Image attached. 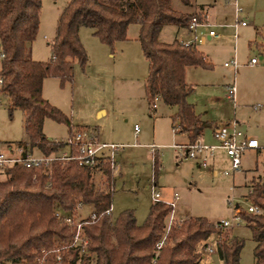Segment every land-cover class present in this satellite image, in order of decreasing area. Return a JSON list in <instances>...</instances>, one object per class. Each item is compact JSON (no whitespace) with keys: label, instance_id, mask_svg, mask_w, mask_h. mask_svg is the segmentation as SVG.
I'll return each instance as SVG.
<instances>
[{"label":"trees","instance_id":"16d2710c","mask_svg":"<svg viewBox=\"0 0 264 264\" xmlns=\"http://www.w3.org/2000/svg\"><path fill=\"white\" fill-rule=\"evenodd\" d=\"M179 2L183 7L192 4ZM40 7L41 0H0V94L9 114L16 108L22 111L27 139L17 144H27L42 155L64 148L45 136V118L64 123L68 135L79 127L42 96L44 78L55 76L64 85L73 81L74 61L85 69L88 57L79 37L81 27L91 28L102 44L113 47L127 38L130 24L139 26L137 40L148 63L144 80L148 105L157 97L175 107L172 130L187 134L189 143L198 141L204 122L187 100L192 86L185 80V69L211 68V62L194 43L161 42L158 35L166 24L188 28L193 16L201 20L202 11L175 9L171 0H69L57 19L51 58L42 62L30 56ZM117 161L113 167L103 158L94 165L71 161L0 167V264H197L212 233L217 235L216 252L223 264H240L242 239L204 217L188 216L167 229L171 207L161 200L152 201L142 224H137L131 209L116 217L107 215ZM246 187L247 200L260 212L239 215L255 243L253 264H264V177L252 178ZM79 202L95 214L80 219L86 240L83 252L70 245L75 228L60 223L54 214L56 209L71 212Z\"/></svg>","mask_w":264,"mask_h":264},{"label":"rangeland","instance_id":"374dc122","mask_svg":"<svg viewBox=\"0 0 264 264\" xmlns=\"http://www.w3.org/2000/svg\"><path fill=\"white\" fill-rule=\"evenodd\" d=\"M68 1L41 0L39 27L30 48L32 59L50 60V42L55 35L57 19ZM232 1H236L241 9L238 18ZM171 3L173 8L186 11L203 5L208 12L207 21L195 29L180 27L177 31L173 24L164 25L159 40L171 42L176 37L190 38L211 62V68L190 66L185 72V79L192 86L187 100L195 104L198 112L205 111L204 105L218 106L217 101L210 103L209 93L235 85L236 107L241 102L248 107L246 119L261 134L260 137L252 136L259 142L260 149L248 153L244 169L232 175L225 174L223 170L229 162L221 158L213 166L217 169L213 174L212 167L198 166L196 160L181 155L175 148L186 136L172 130L171 116L175 107L160 101L154 109L152 104L148 105L144 91L148 63L137 40L138 24L128 26L125 44L115 43L113 47L102 44L91 28L81 27L79 37L88 57L85 69L74 61L73 81L64 85L57 77L46 76L42 96L67 116L73 126L93 130L100 142L118 145L111 196L112 217L131 209L137 224H142L155 189L163 202H170L177 193L175 222L188 216L217 222L232 216L230 197L239 204L241 212L246 211L249 201L244 199L249 179L264 177V48L259 46L264 44V0H192L188 7H183L179 0H171ZM237 21H244L245 25ZM210 30L219 34V38L199 42L198 39ZM251 58L258 61L257 65L250 63ZM232 60L236 62L235 69L224 66ZM86 70L90 78L83 75ZM7 106L6 98L0 94V144L15 145L27 139L23 114L17 108L9 114ZM254 106L258 108L254 109ZM99 108L106 111L98 117L96 110ZM43 132L49 140H62L68 136L67 126L51 118H45ZM205 132L208 134L209 128H205ZM209 139L215 143L211 137ZM202 143L209 144L208 139ZM150 146L156 153L150 151ZM90 208L85 207L82 215H88ZM224 231L244 242L240 264H253L255 243L243 220ZM216 240V233L207 238V246L212 251L201 248L197 264H223L216 252Z\"/></svg>","mask_w":264,"mask_h":264},{"label":"built area","instance_id":"2783aa9c","mask_svg":"<svg viewBox=\"0 0 264 264\" xmlns=\"http://www.w3.org/2000/svg\"><path fill=\"white\" fill-rule=\"evenodd\" d=\"M231 4L234 7L235 15L238 18L241 9L238 7L236 1H232ZM241 25H245L244 21H237ZM200 25L199 20L196 16H193L189 22V29H195L196 26ZM209 36L219 37L214 30H210ZM257 60L251 58L250 63L254 64ZM225 66H236L235 60L224 63ZM2 79L0 78V84ZM227 98L232 102L236 99V87L234 84L227 88ZM158 98L155 97L152 102V108L156 107ZM258 106H254L257 108ZM212 136L215 140L214 144H205L202 142L176 144L175 148L178 152L190 159H194L198 162L199 166L207 167L210 163L211 158L214 156L217 149L223 150L229 158V166L223 170V173L232 175L241 169V157L242 154L249 149L259 148L258 141L244 134L238 129L236 121H230L227 123H218L212 128ZM64 144V148L51 152L47 155L37 154L30 150V147L26 144H15V145H3L0 144V167L5 166H24L27 168L38 167V166H49L53 162H59L65 164L71 161L77 162L79 165H94L97 161L108 159L111 162V166H114L116 158V151L118 145L113 143L100 142L93 130L86 128L74 129L73 132L62 140H55ZM150 151L156 153V149L150 146ZM153 200H159V191L153 189ZM178 200L177 193L174 194L173 200L165 202L171 207L169 217L167 220V229L175 223L174 220V208L176 201ZM245 201H248L245 197ZM229 204L232 209V216L229 219H220L217 221L216 226L219 229H230L235 225H238L242 219L239 210V204L234 202V198H229ZM87 207V204L79 202L75 209L71 212L63 211L61 209L55 210V217L60 223H64L69 227H74L75 232L70 242L72 247H78L80 252L85 251L86 240L82 234V215L83 209ZM246 211L252 213L260 212V209L249 202L245 208ZM107 215L111 214V207L106 209ZM78 216V218H77ZM88 216L92 219L95 214L92 211L88 212ZM208 251H212L209 246L205 247Z\"/></svg>","mask_w":264,"mask_h":264},{"label":"crops","instance_id":"0c3cea01","mask_svg":"<svg viewBox=\"0 0 264 264\" xmlns=\"http://www.w3.org/2000/svg\"><path fill=\"white\" fill-rule=\"evenodd\" d=\"M200 6L197 9L192 10V12L202 11L201 13L205 17V19L202 18L203 16L201 17L202 21L200 20L201 21L200 24H202V23L207 21L208 12H206L205 7L203 5H202L203 6L202 9L200 8ZM175 27H176L177 31H178V29H180V27H177V26H175ZM187 29H189V27ZM161 30H162V28H161ZM159 35H160V32H159ZM159 35H158V38H159ZM195 38H196V35L194 34L193 35V39H195ZM211 38H219V37H211V36H209V33H208L205 37L202 36L200 39H198V41L201 42V43H204L206 39H211ZM175 39L180 41V42H182V43H184V44L193 43V42L190 41L191 40L190 38L185 39V38H177L176 37ZM125 40L127 41V39H125ZM125 40L116 42V44H118V43L119 44H125V42H126ZM162 42H165V41H162ZM259 46H261V45H259ZM257 63H258V61L256 63H254L253 65H257ZM226 67H232L233 69H235L231 65L226 66ZM187 69H188V67H186L185 72H186ZM88 70L83 72V75L85 77H87V78H90V76L88 75ZM185 76H186V73H185ZM228 87H229V85L225 86V88H222L220 92L209 93L208 99L210 100V103H213V102L217 101L218 102V104H217L218 106H215V107L211 106L210 107L209 105H204L203 109L205 108V111H203L202 113L198 112L196 110L195 104H193L192 102L188 101L189 103H191L193 105L194 110L199 115L200 120L202 122H204V127L202 129V133H201V135H200V137L198 139V142H204V141H206V139H208V143L212 144L213 142L209 138L211 137V139L214 140V138L212 136V128H213V126L218 124V123H227V122H230V121H236L238 129L241 130L246 135H249L251 137L252 136L256 137V135H258L259 137L261 136V134H258L256 132V130L249 124V120L246 119L247 115L249 114L248 107L245 104H243L242 102H241V104H239L236 107V99H235V102H232L231 100H229L227 98V88ZM257 108H254V109H257ZM105 111H106L105 109L99 108V109L96 110V114L99 117L102 114H104ZM71 124L73 126L72 121H71ZM76 125H78V124H76ZM73 127H75V126H73ZM205 128H209L210 132L208 134H206ZM181 134H184L186 136V139H185V141L183 143H180V144L189 143L187 134H185V133H181ZM258 144H259V142H258ZM259 149H260V144H259V148H257V149H249V150L245 151L242 154V157H241V168L242 169H244L245 163H247L246 161H247V158H248V153L249 152H256V151L258 152ZM221 158L222 159H226L229 162V158L225 154V152L223 150L217 149L215 154H214V156L211 158L209 165L207 167H204V168L212 167L213 174H216L217 173V169H215L213 166ZM197 165H198V162H197ZM249 180H251V179H249ZM175 208L177 209V206Z\"/></svg>","mask_w":264,"mask_h":264}]
</instances>
